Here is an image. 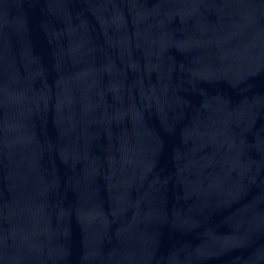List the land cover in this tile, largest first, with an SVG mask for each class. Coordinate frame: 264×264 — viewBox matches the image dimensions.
<instances>
[{
  "label": "water",
  "instance_id": "95a60500",
  "mask_svg": "<svg viewBox=\"0 0 264 264\" xmlns=\"http://www.w3.org/2000/svg\"><path fill=\"white\" fill-rule=\"evenodd\" d=\"M0 264H264V0H0Z\"/></svg>",
  "mask_w": 264,
  "mask_h": 264
}]
</instances>
